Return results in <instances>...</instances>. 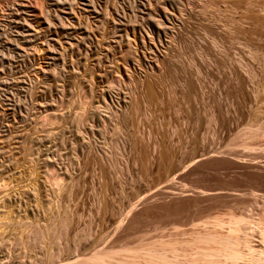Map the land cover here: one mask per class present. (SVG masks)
Returning a JSON list of instances; mask_svg holds the SVG:
<instances>
[{"label": "rangeland", "instance_id": "1", "mask_svg": "<svg viewBox=\"0 0 264 264\" xmlns=\"http://www.w3.org/2000/svg\"><path fill=\"white\" fill-rule=\"evenodd\" d=\"M263 126L264 0H0V264L261 245Z\"/></svg>", "mask_w": 264, "mask_h": 264}, {"label": "bare ground", "instance_id": "2", "mask_svg": "<svg viewBox=\"0 0 264 264\" xmlns=\"http://www.w3.org/2000/svg\"><path fill=\"white\" fill-rule=\"evenodd\" d=\"M262 129H264V126L252 130L249 134L252 136L260 135L263 133ZM237 162H239L240 167L248 173L253 172L254 174L264 177V162H260L259 160H251L244 163L240 161ZM169 188L159 194H161V196L163 194V197L164 195L170 197L182 196L176 190L172 191L173 188H171V190ZM218 193L219 192H217V190L211 188L205 190V192H200V194L207 195L208 197H215ZM237 220L234 221L233 226L229 225V227H227V231L225 233L211 234L204 232L201 236H199L198 241H200L202 245L196 248V254L192 258H180L176 248H167L162 245L158 248H150L144 251L147 257V264H264V223H262V227L260 226L261 228L258 229V234L260 236L259 241L261 245L256 246L253 244L254 242L252 243V237L250 238V234L253 231L249 226V221L244 222V220ZM250 225L252 226V223H250ZM254 228L256 229V227ZM96 257H99L97 253L92 254L88 258L83 259L82 261L80 260V263H107L103 258ZM78 263L79 260H75L65 264Z\"/></svg>", "mask_w": 264, "mask_h": 264}]
</instances>
